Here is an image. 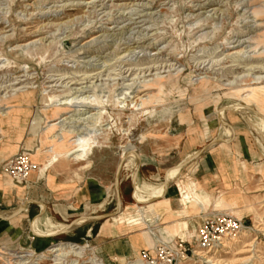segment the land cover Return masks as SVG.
<instances>
[{
    "label": "rangeland",
    "instance_id": "rangeland-1",
    "mask_svg": "<svg viewBox=\"0 0 264 264\" xmlns=\"http://www.w3.org/2000/svg\"><path fill=\"white\" fill-rule=\"evenodd\" d=\"M261 115L264 0H0V192L14 197L0 212L48 195L53 164L44 166L57 155L53 167L69 189L51 193L43 215L32 203L23 216L0 221V264H264ZM84 140L92 146L86 160L62 156ZM208 150L211 202L205 192L201 204L176 199L173 209L134 200L135 182L138 199L159 196L171 168ZM198 156L167 185L184 178L178 199H196L190 177ZM22 157L36 168L19 181L9 164ZM123 159L122 212L100 218L119 209ZM85 177L102 183L99 200L88 195L63 219L53 204L87 200ZM85 213L96 217L63 234L50 226ZM210 214L230 215L243 228L208 250L196 237ZM191 216L193 225L176 232ZM60 243L85 248L58 256L51 248Z\"/></svg>",
    "mask_w": 264,
    "mask_h": 264
},
{
    "label": "crops",
    "instance_id": "crops-1",
    "mask_svg": "<svg viewBox=\"0 0 264 264\" xmlns=\"http://www.w3.org/2000/svg\"><path fill=\"white\" fill-rule=\"evenodd\" d=\"M261 116L264 117L263 115H261ZM230 137L232 138V133H231ZM230 139H227V140L224 139V140H222L223 141L222 143H226ZM219 143H221V142H219ZM215 145H213V146H215ZM205 154H207V155H205ZM212 154L213 153L208 150L204 153H201L197 157V158H200V161L197 163V165H195V167L192 171L191 177H190V180L192 181L191 182L192 186L197 191V195H195L196 196L195 200L193 199V197L190 198L189 196H184V198H182V199L177 198V197L182 195V190L187 189V186L185 185L184 178H182V180H180V182L175 183L174 185H169L167 187V185L170 183V181L176 176V174L179 172V170L184 166L181 164L185 160H187V158L185 160L181 161L178 165H176L174 168H171L167 172L166 178H165V184L163 185V193L159 196L152 197V198H149L146 200L138 199V197H137V184L138 183L136 182L135 183V189H134V197H133L134 200H136L139 203H148L145 207L148 210L154 209L155 205H158V204L168 205L170 208H172L173 207L172 202L176 199L179 201H181V200L184 201V203L187 205L194 202V201H195V203L197 202V204L199 205V204H201V202H200L201 195L199 194V192H205V193H207L209 202H211V177L213 176V174H211L212 173L211 172V165L213 164L211 162ZM83 160H86V159H83ZM80 161H82V160H80ZM55 164H53L51 167H49L46 170L47 177L45 180H46V184L48 185V190L50 193H48V195L46 194V195H43L41 197L39 196V197H37V199H31V200H23L22 199V202L17 204V207L13 208V210H11L10 212H0V221H3L4 223L11 222L14 219H17V218L23 216L25 213L29 212L30 206L32 203L37 204L41 207V212H40L39 216L43 215V213H45V212L47 213L48 210L50 209L49 201H47V198L48 197L51 198V196H50L51 193H53V197H54V195L58 196V197L61 196L62 194L67 195L69 189L64 188L66 185L65 177L61 173L56 172L55 168L53 167ZM178 167H180V168L176 170V173H174V170ZM136 172H137V167H136L135 173L133 175L135 179H137ZM87 179H88V177H85L86 181L83 183L84 188L86 186L89 187L85 192V194L86 193L87 194L84 195V197H86L87 200L80 202L78 200H74L75 198L73 197L71 199L69 198L66 201V203H62V204H56L55 203V204H53V209H54V212H56V214H58L63 219L65 217H72L74 215H77L78 209H80L81 207H84L85 203L88 204V202L90 200V198H88V195H90V196H92V198H94L92 201H98L99 200L100 196L98 197V195L100 193H98V191H100L101 188L103 187L102 183L97 182V179H89V180H87ZM81 190H83V189H81ZM115 190H116V188H115ZM12 193H13V191H11V190L9 191V189H5L4 191L2 190L0 192V207H2L3 204L5 205L7 201L13 202V200H11L12 198H14ZM25 204H26V208L21 209L23 207V205H25ZM82 204H84V205H82ZM89 204L97 205L95 203H89ZM172 211H173V214H177V212H179L178 210H172ZM121 212L122 211H120L117 215L107 216L104 219L114 220L115 218H117L116 216H118ZM39 216H37V217H39ZM95 217L96 216H92V215L87 214V213L82 214L77 220H75L73 223L68 225V229H66L65 232H67L73 228H76V227H78V226H80L86 222L93 221L95 219ZM191 217H186V219H188V220H183L182 222H178L177 225H175V227H176L175 231L180 233V232H183V230L190 228V226L193 225L191 220L195 219V218H193V217L191 218ZM51 222L52 221L50 220V226H52ZM194 222L196 223L197 221H194ZM4 223L3 224L0 223V231L4 230L6 228V224H4ZM199 224L200 223L197 224V228H198ZM195 227H196V225H195ZM65 232L61 231V232H58L55 234L58 235V234H63ZM151 245H152V243H151Z\"/></svg>",
    "mask_w": 264,
    "mask_h": 264
},
{
    "label": "built area",
    "instance_id": "built-area-1",
    "mask_svg": "<svg viewBox=\"0 0 264 264\" xmlns=\"http://www.w3.org/2000/svg\"><path fill=\"white\" fill-rule=\"evenodd\" d=\"M9 165L14 178L19 181L27 180L36 168L30 159L25 157L11 162ZM242 228L243 224L230 215L210 214L198 225L196 240L200 248L210 250L212 247L223 244L228 237L236 236ZM180 247L184 248V243H181ZM186 251L185 249L182 255H185ZM144 257L149 259L150 255L146 252Z\"/></svg>",
    "mask_w": 264,
    "mask_h": 264
},
{
    "label": "bare ground",
    "instance_id": "bare-ground-1",
    "mask_svg": "<svg viewBox=\"0 0 264 264\" xmlns=\"http://www.w3.org/2000/svg\"><path fill=\"white\" fill-rule=\"evenodd\" d=\"M67 102V101H66ZM80 102V101H79ZM91 103V102H90ZM65 104V103H64ZM67 104V103H66ZM70 105V104H69ZM68 105V106H69ZM83 105V104H82ZM96 104H92L91 106H95ZM86 106V105H85ZM88 106L90 107V105L88 104ZM250 109H253L252 107H249ZM234 109H236L237 111H243L241 108L239 107H235ZM244 112V111H243ZM258 113V112H256ZM245 114V112H244ZM241 116V115H240ZM221 119L223 121V123L227 126V127H230L227 125V123L224 121V116L221 115ZM264 119V117H263ZM59 122H57L58 124ZM61 123V122H60ZM56 125V124H55ZM51 126V125H50ZM230 129L232 130V128L230 127ZM232 133V132H231ZM59 138H60V134H59ZM85 138V137H84ZM88 139V138H87ZM86 139V140H87ZM81 140V139H80ZM83 142V141H82ZM81 142V143H82ZM87 142V141H86ZM85 140H84V143L80 144V145H77L75 146L74 148H69V150L67 151H61L63 154L62 156L64 157H73L74 159L76 160H82L84 161L83 159H86L88 158V154H90V152H92V146L88 147L87 144H86ZM95 143V142H94ZM217 142H215L213 145H215ZM78 144V143H77ZM212 145V146H213ZM56 149V148H55ZM53 155V154H52ZM196 154L192 155L189 159L185 160L181 165H185L191 158H193ZM58 156V155H57ZM55 157V158H52V159H49L47 162H46V165L44 166V169L48 168L50 165L54 164L55 162H58L60 159L58 157H61L58 156V157ZM134 162V161H133ZM136 162L132 163V161H129L127 162L126 166L127 165H135ZM136 169V167H134ZM148 184V183H147ZM150 185V184H148ZM151 186V185H150ZM153 189L155 190H160L161 187H153L151 186ZM116 198H117V193H116ZM26 208V204L21 208V209H25ZM51 225L52 227L56 230V231H64L66 229H68V225H59V226H56L53 222H51ZM53 248V249H52ZM51 248V252L53 253H58V256H67V254L69 253H75V254H80L82 250H84V246H79L77 247L75 244H72V243H60V244H57L56 246L52 247ZM77 250V251H76ZM15 257H24V256H21V255H16Z\"/></svg>",
    "mask_w": 264,
    "mask_h": 264
},
{
    "label": "water",
    "instance_id": "water-1",
    "mask_svg": "<svg viewBox=\"0 0 264 264\" xmlns=\"http://www.w3.org/2000/svg\"><path fill=\"white\" fill-rule=\"evenodd\" d=\"M202 152H198V153H196V155L194 156V157H196V156H198V155H200ZM193 157V158H194ZM193 158H191V159H193ZM190 159V160H191ZM189 160V161H190ZM188 161V162H189ZM187 162V163H188ZM186 163V164H187ZM125 164V160L123 159L122 161H121V163H120V165H119V167H118V170H117V174H116V193H117V204H118V210L115 212V213H113V214H109V215H105V216H101L100 218H105V217H107V216H113V215H117L121 210H120V208L122 207V205H123V201H122V197H121V192H120V190H119V182H120V169H121V167L123 166ZM185 164V165H186ZM138 172V171H137ZM137 172H136V176L138 175L137 174ZM135 176V177H136ZM134 181H136V179L134 178ZM136 183V182H135ZM24 206V205H23ZM39 236V235H38Z\"/></svg>",
    "mask_w": 264,
    "mask_h": 264
}]
</instances>
